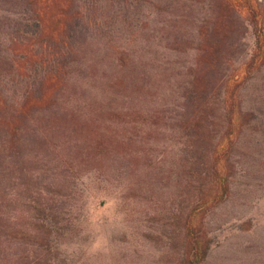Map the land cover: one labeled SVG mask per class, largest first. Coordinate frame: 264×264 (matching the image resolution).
<instances>
[{
  "label": "rangeland",
  "instance_id": "1",
  "mask_svg": "<svg viewBox=\"0 0 264 264\" xmlns=\"http://www.w3.org/2000/svg\"><path fill=\"white\" fill-rule=\"evenodd\" d=\"M121 1L91 14L97 24L113 23V41L93 32L74 54L76 67L62 63L58 46L16 47L10 35L16 52L33 47L30 58L15 64L0 41L5 120L10 105L32 88L34 65H41L43 101L57 97L71 130L62 150L27 165L26 178L16 170L12 178L0 176V217L7 225L0 264H264V0H227L244 25L223 53L219 42L229 28L218 10L223 0H136L130 7V0ZM108 14L112 20L100 18ZM216 61L220 88L202 112L185 113L183 130L176 131L183 126L177 121L148 124L171 96L183 102L199 62ZM77 121H87L90 133L75 131ZM196 125L198 133L188 134ZM82 139L102 143L63 174L57 155L74 156L69 146L78 148ZM58 182L68 184L61 212L68 227L41 248L29 235L27 195H49Z\"/></svg>",
  "mask_w": 264,
  "mask_h": 264
},
{
  "label": "trees",
  "instance_id": "2",
  "mask_svg": "<svg viewBox=\"0 0 264 264\" xmlns=\"http://www.w3.org/2000/svg\"><path fill=\"white\" fill-rule=\"evenodd\" d=\"M44 1H46L48 6L43 7L41 0H0V41L5 42L4 51L7 52L8 50L10 52V59L13 63L16 64L17 59L27 60V58H30L33 47L23 46L16 52L17 49L13 48L16 44L14 42L15 39H10L8 37L10 35H15L16 40H18L16 47L30 43L35 45L36 42H38L40 48L44 47L45 50L52 45L58 46L61 50L60 53L62 54L63 52L66 57L62 63H66L64 65L71 63L73 67H76L78 64V57L74 54L79 50L82 51L83 45L89 37H92L93 32L95 33L94 35L97 33L101 36V39L108 38V40L113 41V35L110 36L112 34L113 23L107 24L104 22L97 24L92 21L94 18L91 17V14H97V12L105 11V9H112L113 6H119L122 3L121 0ZM130 1L132 3L128 5L129 7L132 4L135 5L136 0ZM174 1L177 2V0ZM222 2L219 4L218 10L223 17V21L229 23L227 34L219 42V49L221 48L223 53L224 49L231 47V39L235 38L237 33L238 36L235 40H238L243 29L244 20L236 14L227 0H223ZM124 3H126L125 0L123 1V5ZM100 18L112 20L113 16L108 14L104 17L100 16ZM216 18L214 20L219 21V18ZM214 20H211V22H214ZM46 21H53V25L46 24ZM207 25L208 22H206ZM20 41L23 42L19 43ZM8 42L9 45L7 46ZM22 49H24L25 53L21 52ZM209 53H214V48ZM210 58L213 59V56ZM58 64L54 66L55 73L60 69L58 66H61V62L59 61ZM199 64L201 72L198 78L197 76H193L192 78H188L189 80L185 83L183 89L184 95L180 96L183 102L181 104L174 103L172 102L174 99L171 96L166 101V104L160 108V114L153 113L148 116L152 121V123L148 124L154 128H158L157 124L160 121L182 122L183 126L179 124V128L176 129V131H181L185 128L184 123L188 121V117H194L195 113L203 111L201 108L207 102V99L209 100L212 97V92L218 91L220 88L223 73L219 70V61H216L213 65L207 63L202 65L201 62ZM41 69V65H34L35 76L32 78V88L25 90L22 93L21 99L14 101L10 105V118L5 120V116H2L4 115V110L0 108V133H3L5 137V143L0 145V176L12 178V171L16 170L21 177L24 175L26 178L27 174L23 172L27 169V165L33 164L39 156L44 158L52 151L55 153L57 149L62 150L67 144V138L63 136H66L67 131H71L67 128L69 120L66 113L68 109L54 103L57 100V97L54 95L48 101L46 99L45 101L47 102L44 103L42 78L37 76ZM62 87L61 85L57 88V92L60 94L64 91ZM190 107H192V110H189ZM185 113L189 114L188 117H185ZM124 114L126 116L129 115L128 112ZM72 117L75 120H79L74 115ZM89 125L87 121L83 124L81 122L79 124V121H77L71 127L78 132L81 130L87 132ZM190 127H188V134H196L200 128L199 125H196L192 129H189ZM169 130H172V128L169 127ZM83 139L80 141L83 142ZM100 143L99 141L92 140L88 141V143L83 142L81 145L79 142L78 148L69 146V150L73 151L75 155L66 156L64 159L57 155L59 157L57 159L59 161L57 169H59L62 163L63 174H65L67 164L71 165V162L77 156L80 157L83 154L87 156V153L90 154L92 151L97 150ZM60 184L61 186L58 187ZM21 185L29 188L25 182L21 183ZM65 185L68 184L66 182H58L56 188L49 195L48 193L51 191H48L47 195L39 193L35 198L31 194L27 195L28 200L26 199V202L31 204L26 208L28 217L31 219L28 222L31 231L29 235L41 241V243H37L41 248H49L52 241L51 235L55 233L54 235L60 238L65 234L68 227L67 221L61 218V212L65 205L64 201L69 197V194H62V189L67 188ZM5 223V218L2 219L0 217L1 240L6 239L7 225ZM34 260H36L34 262H38L37 258H34ZM17 264H22V261L17 260Z\"/></svg>",
  "mask_w": 264,
  "mask_h": 264
}]
</instances>
